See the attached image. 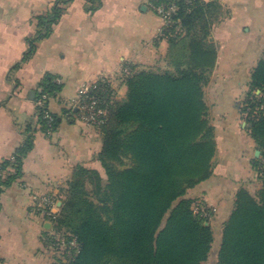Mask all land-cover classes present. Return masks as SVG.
Returning <instances> with one entry per match:
<instances>
[{"label":"crops","instance_id":"0c3cea01","mask_svg":"<svg viewBox=\"0 0 264 264\" xmlns=\"http://www.w3.org/2000/svg\"><path fill=\"white\" fill-rule=\"evenodd\" d=\"M55 1L0 0V162L11 157L28 134L34 143L24 159L22 176L0 195V264L68 260L52 247L55 223L38 201L52 196L60 210L67 183L79 165L105 177L98 156L103 148L101 130L64 114L80 87L106 76L116 99H122L128 90L125 68L161 72L172 68L171 44L162 35L164 19L153 7L156 0H101L94 12L87 10V0H73L52 33L36 40L38 17ZM218 1L223 13L209 36L217 58L203 86L205 118L215 142L212 174L185 194L193 200L194 211L196 205L213 211L209 223L217 250L239 191L246 188L255 195L264 186V149L243 110L251 100L257 104L262 91L251 90V81L264 58V0ZM32 43L35 50L25 59ZM46 74L58 75L63 83L49 103L60 117L50 137L38 125L35 99Z\"/></svg>","mask_w":264,"mask_h":264},{"label":"trees","instance_id":"16d2710c","mask_svg":"<svg viewBox=\"0 0 264 264\" xmlns=\"http://www.w3.org/2000/svg\"><path fill=\"white\" fill-rule=\"evenodd\" d=\"M72 1L56 0L38 17L36 40L52 33ZM162 1L167 0L155 3ZM176 2L172 31L177 34L168 37L172 68L161 72L130 66L123 76L127 94L109 104L107 121L99 128L105 177L79 165L67 183L54 227L80 246L58 264H204L210 257L215 243L211 219L196 213L185 194L212 174L215 142L205 118L203 86L217 58L209 36L223 11L218 0H196L190 9L185 0ZM100 5L101 0H87L86 7L94 12ZM34 50L32 43L25 59ZM58 77L46 74L35 92L36 100L44 92L50 95L48 109L63 87ZM255 88L264 92V58L252 76ZM255 105L251 100L243 110L264 149V112L251 116ZM36 110L38 125L45 129V108L37 105ZM53 115L56 129L60 117ZM33 146L28 134L0 162V195L22 176ZM223 226L215 264H264V186L255 195L242 188Z\"/></svg>","mask_w":264,"mask_h":264},{"label":"built area","instance_id":"2783aa9c","mask_svg":"<svg viewBox=\"0 0 264 264\" xmlns=\"http://www.w3.org/2000/svg\"><path fill=\"white\" fill-rule=\"evenodd\" d=\"M188 8L194 6L196 0H185ZM209 1V0H206ZM154 9L163 17L164 28L162 30V35L165 38L177 34V31H172L173 25L177 20L173 19L174 15L177 14L178 5L176 0H167L160 3L153 4ZM127 73H130V69L125 68ZM58 83L62 80L60 77L55 79ZM260 99L251 114V116H260L264 112V92H260L258 95ZM116 99L115 88L111 84L107 77H101L95 82L83 84L78 93V97L75 101L70 103L69 110L65 112L67 118H79L88 124H92L98 128L103 125L108 118V108L109 104ZM253 99V98H252ZM50 100V95L44 92L37 99V105L45 108L42 113V117L45 121L44 132L49 137L55 132L54 126V115L50 109L46 108V103ZM255 101V100H254ZM38 205L42 212L49 218L51 223H55L59 210L56 206V200L49 195L40 197ZM195 212L200 213L203 217L212 218L213 211L208 208L195 206ZM52 247L60 254L62 257H71L79 251V242L75 237L68 238L65 235L56 233L53 235Z\"/></svg>","mask_w":264,"mask_h":264},{"label":"rangeland","instance_id":"374dc122","mask_svg":"<svg viewBox=\"0 0 264 264\" xmlns=\"http://www.w3.org/2000/svg\"><path fill=\"white\" fill-rule=\"evenodd\" d=\"M104 77H106V76H104ZM115 92H116V90H115ZM36 114H37V110H36ZM216 250H217L216 246L215 247L213 246L212 251L210 253V257L204 264H215V262H216V260H215L216 259Z\"/></svg>","mask_w":264,"mask_h":264},{"label":"water","instance_id":"95a60500","mask_svg":"<svg viewBox=\"0 0 264 264\" xmlns=\"http://www.w3.org/2000/svg\"><path fill=\"white\" fill-rule=\"evenodd\" d=\"M207 224H208V222H207Z\"/></svg>","mask_w":264,"mask_h":264}]
</instances>
